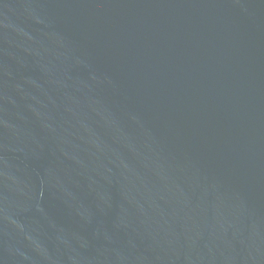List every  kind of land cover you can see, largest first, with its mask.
Masks as SVG:
<instances>
[{
  "label": "water",
  "instance_id": "obj_1",
  "mask_svg": "<svg viewBox=\"0 0 264 264\" xmlns=\"http://www.w3.org/2000/svg\"><path fill=\"white\" fill-rule=\"evenodd\" d=\"M0 264H264V0H0Z\"/></svg>",
  "mask_w": 264,
  "mask_h": 264
}]
</instances>
